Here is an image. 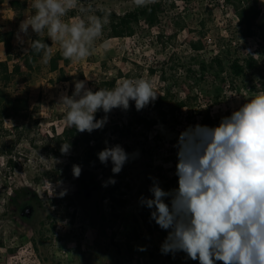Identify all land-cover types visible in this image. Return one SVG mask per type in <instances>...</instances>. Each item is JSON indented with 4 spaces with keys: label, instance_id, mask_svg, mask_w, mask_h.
<instances>
[{
    "label": "rangeland",
    "instance_id": "rangeland-1",
    "mask_svg": "<svg viewBox=\"0 0 264 264\" xmlns=\"http://www.w3.org/2000/svg\"><path fill=\"white\" fill-rule=\"evenodd\" d=\"M10 1L0 0V62H8L13 69L28 53L35 35L31 29L27 35L20 32L21 22L34 10L31 0H21L27 1L25 10L16 13ZM234 2L149 0L138 6L135 0H83L85 6L97 9L98 15L101 8L118 15L154 3L162 8L154 26L140 17L133 25L134 33L125 37L111 36L109 18L88 58L75 63L62 61L54 72L50 61L44 63L42 54L31 71L8 85L13 96L27 97L28 107L20 117L0 118V264H199L182 251L161 252L167 231L153 220V233L146 230L145 220L151 210L139 204V197H151L150 176L166 191L178 186L174 145L186 128L202 125L201 117L184 110L176 121L166 117L165 123L149 126L140 125L139 118L160 116L147 106L137 111L135 103L130 102L126 111L112 110L108 123L94 134L92 145L99 152L119 144L129 154L139 153L119 174H113L111 161L106 166L100 161L90 165L83 146L66 155L61 153L57 138L69 125L65 109L58 102L62 94H72L76 80L85 78L93 90L111 89L125 78H143L159 95L164 87L160 71L171 72L177 65L176 85L186 84L175 85L179 97H186L185 90L192 86V96L211 110L212 116H230L255 93L264 91V0H258L261 16L251 36L240 25ZM74 15L69 13V17ZM9 33L10 54L3 43ZM41 36L47 37L46 32ZM105 41L106 49L101 47ZM50 44L51 58L62 56L59 45ZM219 55L225 61L223 76L228 82L220 103L215 105L220 88L216 72L209 70L202 75L200 65L204 62L211 66ZM248 56L258 65L235 80L228 59L238 58L244 64ZM62 74L66 80L60 81ZM99 113L100 118L105 115ZM10 160L16 165L12 166ZM73 164L82 168L78 178L73 176ZM110 177L117 183L103 187ZM62 192L66 195L61 196Z\"/></svg>",
    "mask_w": 264,
    "mask_h": 264
},
{
    "label": "clouds",
    "instance_id": "clouds-1",
    "mask_svg": "<svg viewBox=\"0 0 264 264\" xmlns=\"http://www.w3.org/2000/svg\"><path fill=\"white\" fill-rule=\"evenodd\" d=\"M135 2L144 6L149 0ZM30 6L34 12L21 22L20 32H46L63 58L73 63L92 55L110 18L105 9L98 15L83 0H31ZM72 12L76 15L69 17ZM101 47L106 49L107 42ZM31 49L43 54L44 63L50 61L49 43L34 40ZM157 96L152 83L143 78H125L111 89L97 90L89 88L85 78L76 80L72 94H62L58 104L64 107L69 126L91 134L105 127L112 110L126 111L134 102L140 111ZM100 111L105 115L97 119ZM70 147L61 144V153L68 154ZM174 147L178 186L166 191L150 176L151 197H139V204L151 210L150 220L167 231L161 252L182 251L199 264H264V91L222 117L217 126H189ZM97 155L105 166L111 161L112 173L119 174L139 153L129 154L116 144ZM81 172V166L73 164V176L78 178ZM116 183L110 177L102 186Z\"/></svg>",
    "mask_w": 264,
    "mask_h": 264
},
{
    "label": "trees",
    "instance_id": "trees-1",
    "mask_svg": "<svg viewBox=\"0 0 264 264\" xmlns=\"http://www.w3.org/2000/svg\"><path fill=\"white\" fill-rule=\"evenodd\" d=\"M227 3H233L234 0H226ZM27 1L21 0H11L10 5L12 9L19 13V11H24ZM234 6L236 7V14L239 20L240 25L244 28L245 34L251 36L254 34L253 28L256 26V23L261 16V7L258 0H254L253 4H249V0H235ZM162 5L160 3H154L147 5L146 7L132 12L118 15L116 13H110L111 19V36L112 37H125L132 35L134 33V23H137L140 17H144L146 22L150 26H154L158 21V15L161 11ZM9 38L3 40L6 51L8 54L11 52V37L12 34L9 33ZM34 40H41L50 44V41L47 37H42L41 35H34L31 39V44ZM51 45V44H50ZM42 57L41 54L35 53L31 49V45L28 53L23 57L22 61L15 64L13 69H10L8 62H0V118L10 119L15 117H20L28 107V99L24 96H13L7 90L8 85L17 77L22 76L25 72L31 71L35 63ZM229 71L231 77L236 80L247 72V70L254 69L258 65V61L252 57L248 56L244 59V64H241V59L238 58H229ZM66 63L67 61L60 55L54 56L50 59V70L56 71L60 68L61 62ZM175 64V62H174ZM176 68H171V72L166 70H161L159 79L162 86L159 95L154 103L149 104L147 107L152 112H157L160 116L159 118H152L150 116H141L139 118V124L144 125L148 124L149 126H157L165 123L164 118L170 117L171 121H176L177 115L183 114V111H189L193 116L201 117V124L207 125L209 127L217 126L221 119L212 116L211 110L205 108L199 102H197L196 97L192 96L193 89L187 88L186 97H179V93H175L174 88L176 86L186 85L185 82L178 83V66ZM213 70L216 72V77L219 81L220 88L217 89L218 94L215 98V105L219 104L220 96L222 95L223 88L227 85V78L223 75L225 74V61L221 55L217 56L212 60V64L207 65L204 62L200 65V72L202 75ZM152 73H156L155 70H151ZM181 76V75H180ZM59 80H66L63 74L59 77ZM174 85V86H173ZM176 85V86H175ZM189 115L186 116L188 118ZM97 119H100V113L96 114ZM190 120V119H189ZM97 132L94 130L91 134L84 132L79 133L74 127L69 126L64 130L63 136L57 139L61 144L69 143L71 145L70 150L74 148H79L83 146L86 150L87 161L90 165L95 164L98 159V152L96 148L92 145L93 136ZM12 166L16 164L10 160ZM69 179V178H68ZM17 195V192H14V196H11L12 199ZM146 230L150 233H153V227H151L150 215L145 220Z\"/></svg>",
    "mask_w": 264,
    "mask_h": 264
}]
</instances>
